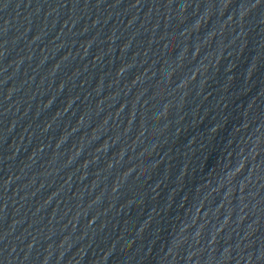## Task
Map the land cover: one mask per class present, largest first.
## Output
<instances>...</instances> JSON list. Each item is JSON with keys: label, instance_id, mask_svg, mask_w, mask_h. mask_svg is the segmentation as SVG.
Instances as JSON below:
<instances>
[{"label": "water", "instance_id": "1", "mask_svg": "<svg viewBox=\"0 0 264 264\" xmlns=\"http://www.w3.org/2000/svg\"><path fill=\"white\" fill-rule=\"evenodd\" d=\"M264 0H0V264H62Z\"/></svg>", "mask_w": 264, "mask_h": 264}]
</instances>
